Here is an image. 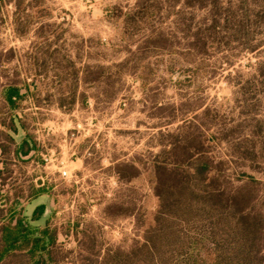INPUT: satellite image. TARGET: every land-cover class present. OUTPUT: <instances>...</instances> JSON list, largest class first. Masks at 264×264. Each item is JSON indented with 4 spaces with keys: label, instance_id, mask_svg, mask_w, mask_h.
<instances>
[{
    "label": "rangeland",
    "instance_id": "374dc122",
    "mask_svg": "<svg viewBox=\"0 0 264 264\" xmlns=\"http://www.w3.org/2000/svg\"><path fill=\"white\" fill-rule=\"evenodd\" d=\"M196 152L259 220L264 259V0H0L2 222L42 204L46 264L142 243L155 165L187 170ZM172 225L210 246L201 222Z\"/></svg>",
    "mask_w": 264,
    "mask_h": 264
},
{
    "label": "trees",
    "instance_id": "16d2710c",
    "mask_svg": "<svg viewBox=\"0 0 264 264\" xmlns=\"http://www.w3.org/2000/svg\"><path fill=\"white\" fill-rule=\"evenodd\" d=\"M20 97V89L14 85L2 90V98L10 109ZM155 168L157 212L143 242L128 251L109 249L100 260L85 258L80 264H264L257 254L259 220L243 211L239 195H225L217 188L210 175L211 165L202 153L191 157L187 170H167L164 164ZM166 170L168 177H163ZM43 208L42 204L36 206L30 220L36 221ZM3 212L0 208V264H9L11 258H19L14 264H46L53 260L54 230L32 226L24 216L16 217L13 207L8 209L7 221L2 222ZM177 221L207 226L210 246H206L204 254H200L196 239L189 244L186 236L172 225ZM185 251H189V256L179 258Z\"/></svg>",
    "mask_w": 264,
    "mask_h": 264
},
{
    "label": "built area",
    "instance_id": "2783aa9c",
    "mask_svg": "<svg viewBox=\"0 0 264 264\" xmlns=\"http://www.w3.org/2000/svg\"><path fill=\"white\" fill-rule=\"evenodd\" d=\"M61 174H62V175H66V171H64V170L61 171Z\"/></svg>",
    "mask_w": 264,
    "mask_h": 264
}]
</instances>
